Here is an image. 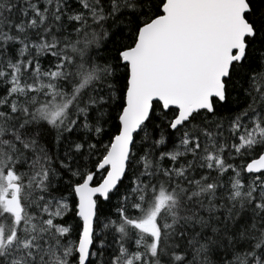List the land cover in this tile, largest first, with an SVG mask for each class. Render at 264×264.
Segmentation results:
<instances>
[{"label":"snow or ice","instance_id":"1","mask_svg":"<svg viewBox=\"0 0 264 264\" xmlns=\"http://www.w3.org/2000/svg\"><path fill=\"white\" fill-rule=\"evenodd\" d=\"M0 264H264V0H0Z\"/></svg>","mask_w":264,"mask_h":264}]
</instances>
